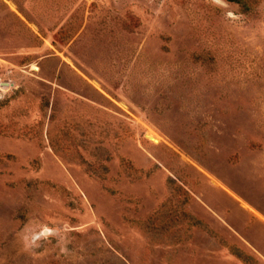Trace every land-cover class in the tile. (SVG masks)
<instances>
[{"label": "rangeland", "instance_id": "1", "mask_svg": "<svg viewBox=\"0 0 264 264\" xmlns=\"http://www.w3.org/2000/svg\"><path fill=\"white\" fill-rule=\"evenodd\" d=\"M231 244L264 264V0H0V264Z\"/></svg>", "mask_w": 264, "mask_h": 264}, {"label": "trees", "instance_id": "2", "mask_svg": "<svg viewBox=\"0 0 264 264\" xmlns=\"http://www.w3.org/2000/svg\"><path fill=\"white\" fill-rule=\"evenodd\" d=\"M229 1H233L237 4H239L245 10H250L252 7V3L254 2V0H229ZM193 222L201 224V221H199L198 219H193ZM229 248L231 249V251L233 253H235L238 257H240L246 264H259L257 262V260L255 259V257H253L251 254L245 252L244 250H242L238 246L231 244V245H229Z\"/></svg>", "mask_w": 264, "mask_h": 264}, {"label": "water", "instance_id": "3", "mask_svg": "<svg viewBox=\"0 0 264 264\" xmlns=\"http://www.w3.org/2000/svg\"><path fill=\"white\" fill-rule=\"evenodd\" d=\"M147 136L151 139H155L149 132L147 133ZM43 231H45V229Z\"/></svg>", "mask_w": 264, "mask_h": 264}, {"label": "bare ground", "instance_id": "4", "mask_svg": "<svg viewBox=\"0 0 264 264\" xmlns=\"http://www.w3.org/2000/svg\"><path fill=\"white\" fill-rule=\"evenodd\" d=\"M155 138V137H154Z\"/></svg>", "mask_w": 264, "mask_h": 264}]
</instances>
